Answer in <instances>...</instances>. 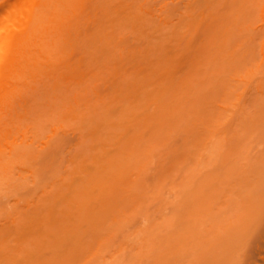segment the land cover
<instances>
[{"label": "rangeland", "instance_id": "374dc122", "mask_svg": "<svg viewBox=\"0 0 264 264\" xmlns=\"http://www.w3.org/2000/svg\"><path fill=\"white\" fill-rule=\"evenodd\" d=\"M67 2L52 0L39 68L1 131L0 264H264V112L244 124L264 111V0ZM244 11L229 101L246 115L221 143L247 151L202 150L193 172L195 143L221 130V48Z\"/></svg>", "mask_w": 264, "mask_h": 264}, {"label": "bare ground", "instance_id": "6f19581e", "mask_svg": "<svg viewBox=\"0 0 264 264\" xmlns=\"http://www.w3.org/2000/svg\"><path fill=\"white\" fill-rule=\"evenodd\" d=\"M62 1L65 2L64 6L66 7L68 0L67 1L62 0ZM242 2H243V0H242ZM244 2H245V0H244ZM244 2H243V5H245ZM92 3H96V2L92 1ZM51 6H52V0H0V136H1V131L3 129V125L6 123V119H7L6 116L8 115L10 110L12 109V107H13L12 105H14V101H16V99L18 98L17 96L19 94H21L22 88L24 89L25 86L28 84V83H26L28 76L33 77L34 71L39 68V65H38L39 59L38 58H39V56H41L43 49H38L39 50L38 51L36 47H38L37 45L39 43H40L39 46L42 47L41 40L43 39V32H44L45 24H46L48 17H49V12H50ZM245 6H244V9L247 7V6L246 7ZM261 6L262 5H260L259 8ZM98 7L99 6L97 5V9L100 8V7L99 8ZM249 7H251V6H249ZM259 8L257 7V11H259ZM237 9L239 10V7ZM252 9L249 10V8H248V13H249V11L250 12L253 10L255 11V8L253 10ZM121 11L122 12H120V13L124 12V14L126 12L125 9H121ZM246 11H244L245 14H244V12L243 13L240 12L241 13L240 15L242 17L240 15H238V17L240 16L239 19H242V21H235L234 19L239 20V19H237V17L233 19L234 20L233 22L234 23L238 22V25H239V26H237V29L235 28L237 30L236 32H238V33L236 34L237 38L234 40V43H232V44L226 43V44H228V46L230 45L229 48L226 45L224 46L228 50H224L223 47L222 48L220 47L221 49H223V52H226V54H225L226 57L222 56V57H224L223 60L225 59V70H224L225 73H224V80H223L224 81V84H223L224 85L223 86V90H224L223 91V100H224V102H226V105H224L222 107L223 112L221 113V116L219 117V119L216 118L217 122H218L217 124L220 126L221 130H217V131L212 130L208 134V137H206L205 139L200 138L202 140L198 139L199 143H197L198 141L195 143V145L201 144V146H199L201 150L197 149V148H199V147H197L198 145L195 146V147H197L196 152H198V153H196V158L194 161V163L196 164V167L193 170V172L196 170L200 171V169H202L201 167L205 168L206 165L203 163L204 162L203 160H202L203 164L201 163L202 157L199 158L200 156H202L204 150H207L208 152H211L212 154L215 152V154H217V155L220 154V156H227V157L234 156V154L237 156L236 153L240 150H242V151L245 150V152L247 151V145L244 144V146H246V147H244L245 148L244 149L243 146L241 147L242 144H239L238 141H234L232 143L231 142L221 143V139H222L224 133H226L227 130L231 127V124L234 123L233 116L237 115V114H242L241 118H243V115H246V113L244 112L245 109L242 107L244 105V103L240 104L239 101H237V102H235V104L232 105L233 106L232 109H230L231 102L229 101L230 96L232 94L231 81L237 80V78L234 76H236V75L238 76V73H237L238 71L231 72L230 64L235 60V58H233L235 50L237 49V47H241L243 45L241 43V42H243L242 39L244 38L245 35L249 34L248 31L250 30V27H251L249 25L250 15H246L247 14ZM236 12H237V10H236ZM260 13H261V15H260ZM260 13H259V15L263 17L264 16V4L260 8ZM130 14L132 15V13H130ZM234 15L237 16L236 14H234ZM127 16H129V13ZM244 16H246L247 18H245ZM232 17H234V16H232ZM243 18H245V20ZM235 25L236 24H234V26ZM226 29L228 31V28H226ZM233 30H234V28H233ZM233 30H231L232 32H230V33H233L234 32ZM221 31H223V30H221ZM225 31H223V32H225ZM218 32L220 33V31H218ZM230 33H229V35H230ZM236 35L232 34V36H234V38L236 37ZM232 36L228 37V38H230V41L232 40L231 38H233ZM219 37H220V35H218V39H219ZM223 37H224V35H223ZM220 39L224 40L222 38H220ZM226 40H227V38H226ZM226 40H225V42H226ZM260 42H261L260 48H259L260 53L262 55H264V37H263V40ZM222 43H223V41H222ZM253 43H255V42H253ZM220 45H221V43H220ZM220 45H218V46H220ZM256 46H257V44H256ZM249 47H252V45ZM255 48L256 47L254 46L247 51L243 50V52L241 54L242 55L241 56V62L243 64L251 63V60H253L255 58V56H256L255 51L257 49V48L255 49ZM38 53H40V55ZM220 53H221V50H220ZM221 54H223V53H221ZM261 61L262 62H259L257 64V67H260L262 65V63L264 62V60H262V59H261ZM212 73H213V71H212ZM24 84H25V86H23ZM259 87L261 88L260 91L263 92L262 86L260 84H259ZM233 94H234V92H233ZM240 95L241 94L236 93L235 98L237 100H239ZM19 96H21V95H19ZM262 99L264 101V95L262 96ZM261 110H262V112H264L261 107L256 109L258 116L255 118H252L250 115H248L246 117L247 123H244V124L247 126V128L254 126L256 124L257 120L258 121L260 120L258 117H261V115L263 114L261 112ZM245 129H243V130H245ZM196 135H197V133H196ZM198 136L201 137V135L199 133H198ZM200 151H202V152H200ZM233 160H235V159L233 158ZM1 163L2 162L0 159V165H1ZM231 164L232 165L229 166L228 170H231L230 172H233V170L236 169V170H234V174L236 173L235 175H237L239 170H237V168L235 167L236 166L235 162L232 161ZM220 165L219 166L217 165V168L215 169V171H217V169H219ZM204 171H205V169H204ZM213 171L214 170H212L211 172L213 173ZM214 173L216 174L217 172H214ZM195 174H197V172ZM239 174H241V173H239ZM227 175H229V174H227ZM244 175L245 174H243L242 176H244ZM240 176L238 175V178H237L239 181H243V179L245 182L247 181V179L245 180L246 175L244 177H240ZM216 177L217 176L215 175V176H213L212 179H214V178L216 179ZM239 178H241L242 180H240ZM200 179H202V178H200ZM247 182L249 183V181H247ZM247 182H246V184H247ZM181 184H182V182H181ZM210 184H212L214 187L213 180L211 181ZM246 184H244V187ZM209 185L207 188H205L206 190L204 189L205 193L209 192L213 188L212 185H210V186ZM248 185L249 184H247V186ZM191 186H193V185H191ZM250 186H251V183H250ZM196 187H197V185H196ZM189 189L192 191L193 188L191 189V187H190ZM208 189H209V191H208ZM194 191L195 190L193 189V191L191 193L193 194ZM212 195H213V196H211L212 198L215 197L214 193ZM188 197H189V195H188ZM201 213H203V212H201ZM204 213H207V212H204ZM199 214H197L198 216L196 215V221H198L197 218H199V216L201 215V214L200 215ZM203 215L205 216V214H203ZM195 223H197V222H194V224ZM197 224H199V223H197ZM199 227H198V231L196 230V232H198V235L200 234L199 233ZM192 232H193V228H192ZM196 232L195 233L193 232L194 236L192 234V237H188V238H190V239L191 238L192 239L197 238L198 235ZM201 236L202 235H199L200 239H203V237H201ZM190 239L187 241L184 240L183 244L184 243H186V244H184V245L181 244V245L182 246L187 245V243H189ZM176 243H177V241H176ZM180 243L181 242L179 240L177 244H180ZM0 250L2 251L1 246H0ZM187 251H190V249H187ZM184 253L188 254V253H186V249L184 250ZM175 258H177V257H175ZM174 261L177 262L176 259H174Z\"/></svg>", "mask_w": 264, "mask_h": 264}]
</instances>
